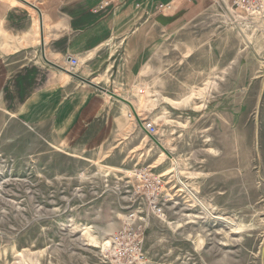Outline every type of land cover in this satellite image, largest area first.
I'll return each mask as SVG.
<instances>
[{"label":"rangeland","instance_id":"1","mask_svg":"<svg viewBox=\"0 0 264 264\" xmlns=\"http://www.w3.org/2000/svg\"><path fill=\"white\" fill-rule=\"evenodd\" d=\"M200 11L176 28L155 25L150 39L139 25L124 43L144 67L134 112L170 157L136 119L69 148L0 109V264H118L103 244L127 211L146 207L130 192L143 167L171 194L165 216L150 215L144 264H264V32L221 0ZM150 48L172 68L188 64L172 78L185 86L171 96L184 101L152 105Z\"/></svg>","mask_w":264,"mask_h":264},{"label":"crops","instance_id":"2","mask_svg":"<svg viewBox=\"0 0 264 264\" xmlns=\"http://www.w3.org/2000/svg\"><path fill=\"white\" fill-rule=\"evenodd\" d=\"M25 1L36 9L20 0H0V109L27 129L36 130L48 145L69 148L105 139L107 130L112 131L108 124L129 119L131 111L126 103L71 76L69 59L77 60L74 73L132 104L136 87L143 84L144 67L140 52H127L125 41L139 25L147 27L150 39L155 25L165 30L194 20L208 3L182 0L170 12L143 16L135 14L137 0H124L121 6L98 13L91 8L100 0ZM251 23L264 32V16ZM258 47L264 50V40ZM148 52L152 105L184 101L171 96L176 88L184 90L185 86H175L172 78L175 70L181 75L189 70L188 64L172 68L166 59L161 62L160 56H167L161 49ZM42 54L59 68L47 64ZM261 79L262 88L256 94L262 98L264 113V75ZM167 192L170 195L169 189Z\"/></svg>","mask_w":264,"mask_h":264},{"label":"built area","instance_id":"3","mask_svg":"<svg viewBox=\"0 0 264 264\" xmlns=\"http://www.w3.org/2000/svg\"><path fill=\"white\" fill-rule=\"evenodd\" d=\"M182 0H137L133 7L135 14L150 16L152 13H167L174 9L175 4ZM192 1V0H184ZM232 10L238 13L233 16L239 24L253 22L257 17L264 16V0H221ZM124 0H100L91 9L98 13L106 11L108 8L121 6ZM77 60L69 59V69L73 71ZM142 92V89H139ZM134 110L129 111V119H136ZM142 127L150 135H155L156 127L145 120H140ZM135 180L131 184L130 192L132 197H143L147 203L146 207H138L127 211L122 216V225L109 235V239L103 244L105 253L114 258L118 264H144L145 254L142 248L144 231L148 225L150 215L164 217V202L170 201L171 194L165 178L161 174H154L147 168L136 169Z\"/></svg>","mask_w":264,"mask_h":264},{"label":"water","instance_id":"4","mask_svg":"<svg viewBox=\"0 0 264 264\" xmlns=\"http://www.w3.org/2000/svg\"><path fill=\"white\" fill-rule=\"evenodd\" d=\"M20 1H22V2H24L25 4H27V5H29V6H31V7H33V8L36 9V7H35L34 5H31V4L28 3L27 1H25V0H20ZM42 55H43V54H42ZM43 58H44V60H45V62H46L47 64H50V65H52V66H54V67L59 68L56 64H54L53 62L47 60V59L45 58V55H43ZM60 69H61V68H60ZM67 72H68L71 76H73L74 78H76L77 80H80V81H82L83 83L88 84L89 86H91V87H93V88H96V89H98L99 91H102L103 93H105V94L108 95V96H111V97L116 98L117 100H119V101H121V102H123V103H126L127 105H129V107H130V109H131L132 111L134 110V109H133V106H132V104H131V102H130L128 99H126V98H122V97H120L119 95H117L116 93H114L113 91H111V90H107V89L103 88L102 86H100V85H98V84H96V83H92L91 81H89V80H87V79L81 77L79 74L77 75L76 73H74V72L71 71V70H67ZM136 121H137V124L139 125V127H141V128L145 131V133L147 134V136L149 137V139H150L152 142L156 143V145L162 150V152H163L166 156L170 157V154H169L168 151L165 149V147L163 146V144H162L161 142H159V141L157 140L156 137L154 138L152 135H150V134L146 131V129H145L144 127H142L141 122L139 121V119H136Z\"/></svg>","mask_w":264,"mask_h":264},{"label":"bare ground","instance_id":"5","mask_svg":"<svg viewBox=\"0 0 264 264\" xmlns=\"http://www.w3.org/2000/svg\"><path fill=\"white\" fill-rule=\"evenodd\" d=\"M132 106L134 107L133 104H132ZM134 109H135V107H134ZM138 116H139V115H138ZM137 119H139V121L142 120L140 116H139V118H137ZM176 177H177V176H176ZM180 182H181V181H180ZM185 189H186V188H185ZM186 190H187V189H186ZM188 192H189V191H188ZM190 194H191V193H190ZM193 198H194V197H193ZM195 199H196V198H195ZM202 206H203V205H202ZM213 216H214V215H213ZM219 220H220V219H219ZM223 220H224V219H223ZM227 220H228V219H227ZM229 223H230V222H229ZM226 224H227V223H226ZM233 225H235V224H233Z\"/></svg>","mask_w":264,"mask_h":264}]
</instances>
